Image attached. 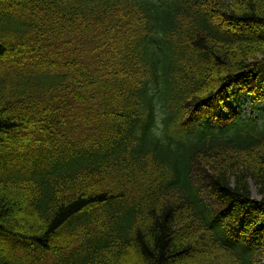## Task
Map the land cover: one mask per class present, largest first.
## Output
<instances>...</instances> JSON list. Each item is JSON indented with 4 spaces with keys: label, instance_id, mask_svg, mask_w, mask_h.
Returning a JSON list of instances; mask_svg holds the SVG:
<instances>
[{
    "label": "trees",
    "instance_id": "1",
    "mask_svg": "<svg viewBox=\"0 0 264 264\" xmlns=\"http://www.w3.org/2000/svg\"><path fill=\"white\" fill-rule=\"evenodd\" d=\"M233 94L264 104V0H0V264H264Z\"/></svg>",
    "mask_w": 264,
    "mask_h": 264
},
{
    "label": "rangeland",
    "instance_id": "2",
    "mask_svg": "<svg viewBox=\"0 0 264 264\" xmlns=\"http://www.w3.org/2000/svg\"><path fill=\"white\" fill-rule=\"evenodd\" d=\"M232 108L233 111H241L243 118H249L251 116L260 118V125H264V105H255L250 98H248L245 95H238L234 97L233 99H230L228 102ZM253 197L255 199L259 198L256 189L253 187L252 191ZM12 243H7L4 245V250L9 255H16L18 258H22L24 255V252H22L20 249H12ZM3 255V253H2ZM10 257V256H9ZM39 256H32L31 259L25 258V262L30 263L33 259H38ZM11 259V257H10ZM190 259H193L192 264H199L200 255L198 256L197 253H193V255L190 256ZM188 259L187 261H189ZM35 264H41L38 262H35Z\"/></svg>",
    "mask_w": 264,
    "mask_h": 264
}]
</instances>
